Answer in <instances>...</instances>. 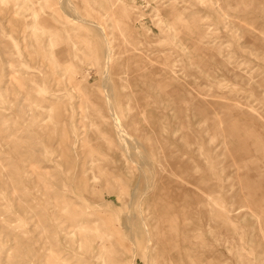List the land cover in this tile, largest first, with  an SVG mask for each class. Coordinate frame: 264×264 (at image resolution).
I'll return each instance as SVG.
<instances>
[{"label": "rangeland", "instance_id": "1", "mask_svg": "<svg viewBox=\"0 0 264 264\" xmlns=\"http://www.w3.org/2000/svg\"><path fill=\"white\" fill-rule=\"evenodd\" d=\"M66 1L0 0V264H264V0Z\"/></svg>", "mask_w": 264, "mask_h": 264}, {"label": "crops", "instance_id": "2", "mask_svg": "<svg viewBox=\"0 0 264 264\" xmlns=\"http://www.w3.org/2000/svg\"><path fill=\"white\" fill-rule=\"evenodd\" d=\"M176 13H171V15L175 16ZM188 21H189V26L191 25V27L197 29V31L199 32V34L201 35V40L200 42L204 45L206 44V41L204 40L205 38H207V34L203 32V29L201 26H199L198 22H197V14L196 13H190L188 15ZM181 24H184V20L182 17H177L172 24H169V26L171 28H174L175 31L177 29V25H181ZM175 37V36H174ZM215 54H213V57H217V56H221V65L223 68L229 70L230 68V64H232L231 62V54H227L226 56L222 55V48L223 46L220 45V44H215L212 46ZM170 72L173 73L174 75V78H175V72H174V69H173V66L170 65V68H169ZM168 70V71H169ZM236 77L238 78H241V80H248L250 81L249 77H244L242 76L241 74L239 73H236L235 74ZM260 84V86L263 87L264 85V79H261L260 81L257 82V84ZM244 114L246 116H248L251 120H254V121H259L261 120L259 117H257L253 111H251L250 109H247L244 111ZM205 122H209V120H205ZM215 121H211L210 120V124L213 123ZM227 127H226V130L227 132H234V133H238V132H242V131H245L246 130V133L247 136H246V139L245 140H230L227 145L231 144L233 145V150L231 152H234V154L236 155H240L242 156V154H245L247 153V150H248V146H252L254 144H256L255 140L257 141L258 143V157L255 156L256 160L258 161H263L264 162V135L263 134H259L257 131L253 130L252 128V125H249V126H246V124H243L241 123V120L239 119H228L227 120ZM251 124V123H250ZM212 126V125H211ZM220 127L219 126H216L214 127L213 126V130H214V134L218 133ZM212 128V127H211ZM223 135H225V133H223ZM188 136H189V133H188ZM249 137V139H247ZM188 142V141H187ZM226 144V143H225ZM244 156V155H243ZM258 161V162H259ZM250 173L249 176H253V177H256V174H254L255 172H258V186L259 185H264V173L260 170V164L258 163V166L257 167H250L249 170H248ZM236 183L239 184V186H243L245 189H246V195L245 196H239L238 193H236V197H237V200H235V202H238V203H245V204H252L254 203V199H257L258 200V195L254 192V190H256V188H258V186H248V185H245L244 182L242 183V185H240V182H237ZM210 189L211 193H214V189L215 187H212V188H209ZM210 193V194H211ZM210 196V195H209ZM211 199V197H210ZM210 199H205L202 200L204 205L207 206V209H206V214H208L210 217H216V213L214 212L213 209L210 208ZM261 201H264V198L262 197L260 199ZM221 201L223 203V205L225 206V202H224V199L223 197H221Z\"/></svg>", "mask_w": 264, "mask_h": 264}, {"label": "bare ground", "instance_id": "3", "mask_svg": "<svg viewBox=\"0 0 264 264\" xmlns=\"http://www.w3.org/2000/svg\"><path fill=\"white\" fill-rule=\"evenodd\" d=\"M68 1H69V0H68ZM68 1H66V3H67ZM63 3H64V2H63ZM69 4H70V3H69ZM70 6H71V5H69V6H68V5H64V7H68V8H69ZM71 9H73V8H71ZM74 10H75V9H74ZM72 11H73V10H72ZM75 12H76V11H75ZM75 12H74V13H75ZM70 15H71V14H70ZM108 45H109V44H108ZM109 49H110V48H109ZM104 51H105V50H104ZM106 51H107V50H106ZM108 51H109V50H108ZM106 53H107V52H106ZM106 56H107V55H106ZM107 57H108V60H109V58L111 57L110 53H108V56H107ZM107 62H108V61H107ZM109 63H110V61H109ZM105 74H106V73H105ZM103 80H104V79H103ZM107 87H108V86H107ZM107 91H108V90H107ZM119 130H120V129H119ZM125 135H126V134H125ZM125 135L123 134L122 137L125 136ZM124 138H125V137H124ZM119 139H120V138H119ZM127 139H128V137H127ZM127 139H126V140H127ZM125 142H126V141H125ZM125 142H124V143H125ZM136 143H137V142H136ZM131 145H132V144H131ZM136 145H137V144H136ZM133 147H134V146H133ZM141 158H142V157H141Z\"/></svg>", "mask_w": 264, "mask_h": 264}]
</instances>
